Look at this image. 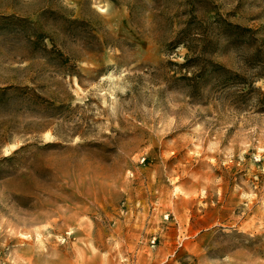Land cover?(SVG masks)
<instances>
[{
    "label": "rangeland",
    "instance_id": "374dc122",
    "mask_svg": "<svg viewBox=\"0 0 264 264\" xmlns=\"http://www.w3.org/2000/svg\"><path fill=\"white\" fill-rule=\"evenodd\" d=\"M0 264H264V0H0Z\"/></svg>",
    "mask_w": 264,
    "mask_h": 264
},
{
    "label": "trees",
    "instance_id": "16d2710c",
    "mask_svg": "<svg viewBox=\"0 0 264 264\" xmlns=\"http://www.w3.org/2000/svg\"><path fill=\"white\" fill-rule=\"evenodd\" d=\"M183 44V43H182ZM195 58L196 57H187V58H185V61L183 62V63H180L179 65H180V67H182V68H184V67H186V68H188L189 66H191L190 64L195 60ZM208 62H210V64L213 66V63L210 61V60H208ZM200 76V73H197L196 75H195V73L192 75V76H190V77H188V76H183L185 79H196L197 80V77H199ZM203 76V74L199 77V78H201ZM199 78H198V80H199ZM197 80V81H198Z\"/></svg>",
    "mask_w": 264,
    "mask_h": 264
}]
</instances>
